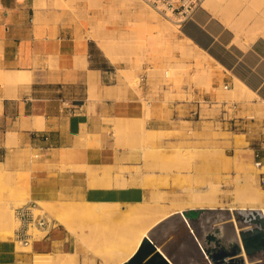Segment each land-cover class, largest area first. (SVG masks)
Wrapping results in <instances>:
<instances>
[{
    "label": "rangeland",
    "instance_id": "374dc122",
    "mask_svg": "<svg viewBox=\"0 0 264 264\" xmlns=\"http://www.w3.org/2000/svg\"><path fill=\"white\" fill-rule=\"evenodd\" d=\"M133 3L135 8L126 12L119 0H53V6L63 11L66 22L81 31V36L89 39L98 35L107 37L112 49L117 53L118 61L111 62L102 51L115 66L119 83L126 89H133L139 95L142 109V114L136 117L104 118V121L113 124L112 128L104 129L105 137L111 139V145L117 152V155L111 159L112 163L98 166L85 164L78 168L71 165H63V167L85 170L86 184L90 188L121 189L123 183L121 178L124 177L125 188L132 193L137 187L150 197L152 191L156 189L167 197L164 204L168 207L171 205L169 199L175 196L185 197V187L191 185L194 179L198 185L210 179L219 180L218 200L224 203L225 208L228 207V203L234 198L232 179L245 170L238 165L237 158L247 164L246 166L252 163L258 168L253 184L264 188L260 175L264 170H260L259 165L255 164L259 158L255 157L257 151L254 149L259 147L262 149L264 146V112L259 109L258 98H253V95L247 91L241 90L235 84L234 90L224 87L227 85L222 80L225 68L219 64L215 65V60L206 58L200 46L223 59H232L233 55L221 43L214 42L198 21L207 20L213 29L222 33L224 42L233 43L232 30L217 18L210 17L202 6L194 14L193 19L183 22L179 29L173 32L169 44L161 49L160 55L149 57L139 47L126 46L125 41L121 40V34H126L130 27L128 22L130 20L140 22L136 19L137 15L144 11L146 13L153 11L156 15L155 21L149 26L157 23L158 27L165 28L179 22L163 17L142 0H135ZM253 21V16H250L248 23L251 25ZM93 40L98 44L97 38ZM178 44L183 48L178 47ZM249 46L250 44L242 49H247ZM204 62L212 67L209 80L203 74L200 75ZM142 75L146 76V80L141 81ZM215 75L221 77L217 87L213 81ZM145 83L149 86L147 93L149 103L144 99ZM10 87V84L0 79V103L4 94L2 90L5 89L6 93ZM93 92L94 88L90 90V96L96 98ZM196 98L202 101L201 116H186L185 105L194 102ZM204 99H210L213 103L203 102ZM224 101L227 102L225 106L222 103ZM171 105L175 107L173 112L170 109ZM223 107L228 109L227 114H223ZM153 118L167 123L165 126L148 125V121ZM4 128L0 125V134ZM175 146H179L181 152H177ZM191 149L194 152H191ZM118 150H121V153ZM34 157L32 153L27 155L28 160ZM0 167L4 168L0 175V238L16 240L14 233L19 221L17 220L12 227L6 222L7 211L11 209L12 216L16 218L15 209L30 203L29 187L25 189L23 183L18 185L21 179L30 181V172L29 168L9 170L1 163ZM51 202L55 205L70 203L78 207L72 229L59 222L45 206L35 209V213H42L51 225H61L69 232L73 248L66 264H113L112 258H109L105 252L122 236L130 234L132 226L129 218H121L117 215L127 210L134 214L137 200H124V202L119 200L115 208L116 200L96 201L81 196L62 195ZM31 203L36 205V202ZM109 211H112L111 215H108ZM235 214L245 240L248 258L254 262L253 264H264V215L260 210H235ZM231 218L230 210L218 209H205L196 216L201 233L211 237L218 232L223 235L222 240L212 242L219 253L229 252L233 248L230 239L225 238L236 230L235 222L231 221ZM29 231L33 234L30 243L23 245L16 241V249L31 253L33 258L36 251H33V248L31 250L32 242L34 239H41L45 230L32 226ZM189 231L193 230L186 225L180 214L176 213L168 217L154 228L151 242L144 241L132 258L134 262L131 264L138 262L171 264L163 256V250L178 246L179 242L180 258L191 261L192 264H199L196 252L188 241H185V235ZM156 236L159 238V243L155 242ZM156 245L160 246L163 252L159 251ZM27 246H30V249H27ZM216 264L246 263L243 257L235 254L218 257Z\"/></svg>",
    "mask_w": 264,
    "mask_h": 264
},
{
    "label": "crops",
    "instance_id": "0c3cea01",
    "mask_svg": "<svg viewBox=\"0 0 264 264\" xmlns=\"http://www.w3.org/2000/svg\"><path fill=\"white\" fill-rule=\"evenodd\" d=\"M198 24L233 55L232 59H223L200 46L212 57L206 58L225 68L222 80L227 88H233L237 77L255 93L253 98L264 99V38L242 49L222 41V33L207 20ZM80 34L66 22L63 11L53 6V0H0V69L28 70L32 77L29 83L17 87L15 96H4L5 89L2 90L0 125L5 128L0 134V163L9 170L29 168L30 203L62 195L96 201L140 200L142 189L133 188L132 195L123 198L119 188L87 186L85 170L63 167L112 163L117 152L104 129L113 124L104 118L142 114L139 95L119 83L116 68L102 49L93 39ZM220 78L213 77L216 87ZM92 88L96 98L90 96ZM148 92L145 83L143 94ZM197 101L199 98L185 105L186 116H193L191 111L197 108ZM170 109L173 112L175 107L171 105ZM37 116L43 117L42 127L36 124ZM166 123L157 118L148 121L153 126ZM254 149L264 165V146ZM29 153L34 154V159L28 160ZM236 161L240 167L245 165L238 158ZM260 175L264 186V172ZM43 230L44 236L32 242L34 253H72L71 236L63 226L51 225ZM204 258L211 263L210 256ZM33 263L31 253L16 249V240L0 238V264Z\"/></svg>",
    "mask_w": 264,
    "mask_h": 264
},
{
    "label": "bare ground",
    "instance_id": "6f19581e",
    "mask_svg": "<svg viewBox=\"0 0 264 264\" xmlns=\"http://www.w3.org/2000/svg\"><path fill=\"white\" fill-rule=\"evenodd\" d=\"M119 1L126 12H130L135 8V5L133 3L135 0ZM202 6L208 11L210 17L217 18L224 26L232 30L234 36L231 41L237 44L239 47H246L259 37L264 38V0H204ZM127 15L130 14L127 13ZM137 16L138 18L136 19L140 21L138 23L133 20L129 21V18H127V20L129 21L128 25L130 27L127 29L126 34H121V40L125 41L126 46L133 45L139 47L143 51V53L149 57L160 55L161 49L165 48V46L169 44L173 32L178 30L181 24H172V26L169 25L165 28L158 27L157 23L156 25L154 23V26H149L151 22L155 21L154 19L156 15L153 11L150 13H146L145 11L140 12ZM250 16H253L254 18V21L251 25L248 23V19ZM125 23L127 24V22ZM93 33L94 32L92 31V35ZM95 38H97L99 47L105 52L109 60L113 63L118 61L117 53L112 49L107 37L105 35H98V37ZM188 39L192 41L190 37H188ZM193 43L196 44L195 42ZM177 46L183 48L181 44H178ZM201 50L203 51L205 57L212 58L205 50H203L202 48ZM202 70L203 71L200 75L203 74L209 80L212 75L211 66L207 63L206 65L203 64ZM31 78V71L28 70L0 69V79L7 82L11 86L8 92L4 94V96H15L17 87L20 84L29 83L31 81ZM234 82L236 87L238 86L241 88V90L247 91L251 95H255V93L237 77L234 78ZM224 87L226 88V85ZM231 90H234V87L231 88ZM259 102V109L264 112V99H260ZM34 119L37 126L42 127L41 124L44 123L43 117L37 116ZM8 133L12 134L10 131ZM194 148L193 150H196ZM143 149H145V147H143ZM198 149L201 150L200 148ZM175 150L177 152H181L179 146H175ZM193 150L191 149V152ZM82 165L85 164L72 166L78 168ZM246 165H241V167L245 170L238 176H235L234 179H232L234 183V198L231 202L228 203L229 205L226 208L224 206V203L218 200V194L220 193V181L217 179H210L199 185L194 182L195 179L192 180V184L185 187L184 198L175 196L169 199L171 203L170 207L164 204V201L167 199V197L164 194L158 192L156 189L152 191L150 197H147L142 193L141 199L137 200V208L135 209L134 214L128 212L127 210L124 212H120L117 215L121 218H129L132 221L131 233L122 236L117 241V243H115V245L110 249L106 250L105 253L109 258H112L113 264H124L125 262L130 261L135 256L136 252L145 240L151 242V233H154V228L168 217H171L176 213L180 214L186 225L190 226V229L193 230L192 226L189 224L188 218L184 215V211L188 209H214L219 206L220 209H228L231 211V221L235 222V233L241 247V253L239 255L245 259L246 264H253L254 262L248 258L247 250L241 234L240 225L236 218L235 210H260L264 215V188L253 184V181L255 179L254 177L258 168H255L252 163H250V165L248 163V166ZM259 169L264 170V165H261ZM3 171L4 168L0 167V175L3 173ZM12 177L15 178V176ZM121 179L123 183L121 184L122 188L120 189V192L123 197L128 198L130 197L132 191L125 188V178L123 177ZM19 181L20 182H14H18V185L23 183L25 189H28L30 183L29 180L21 179ZM116 202L117 204L114 205V208L118 206L119 200H116ZM39 206H45L46 208L51 210V212L55 215L56 219L59 220V222L65 224L70 229L73 228L74 215L76 213V210L78 209L76 205L70 203H61L55 205L53 204V202L48 200H37L36 205L33 206L34 212L35 209L40 208ZM97 208L99 209L100 206ZM37 213L40 212H36V214ZM111 214L112 211H109L108 215ZM7 215L8 220L6 219V222H9V224H11L13 227L18 220L16 214V218H14L10 209L9 211H7ZM36 228L40 229L38 227ZM26 248L30 249V246H27ZM157 249L163 252L160 246H157ZM163 254L162 255L165 256L171 264H174L173 261H171L164 252ZM68 255L69 253L67 252H58L56 255H52V253H35L33 264H66L68 262ZM204 257L209 258V255L206 254Z\"/></svg>",
    "mask_w": 264,
    "mask_h": 264
},
{
    "label": "built area",
    "instance_id": "2783aa9c",
    "mask_svg": "<svg viewBox=\"0 0 264 264\" xmlns=\"http://www.w3.org/2000/svg\"><path fill=\"white\" fill-rule=\"evenodd\" d=\"M144 3L152 7L160 15L168 19H174L179 24L193 19L196 11L202 7L204 0H142ZM141 81L146 80V76L142 75ZM228 85H226V88ZM144 99L147 103L150 102L147 94H144ZM202 101H197L198 105L196 109H193L192 115L201 116V104ZM203 102L213 103L210 99H204ZM218 101H215V103ZM227 105V102H222ZM223 114L228 113V109L222 108ZM258 152L255 153V157H258ZM257 165H261L260 160H256ZM262 180V178H261ZM33 203H25L15 209V214L19 220V226L15 229V239L23 245H28L33 234L30 233L29 229L32 226H36L40 229H44L46 226H51L50 222L42 213H35Z\"/></svg>",
    "mask_w": 264,
    "mask_h": 264
},
{
    "label": "water",
    "instance_id": "95a60500",
    "mask_svg": "<svg viewBox=\"0 0 264 264\" xmlns=\"http://www.w3.org/2000/svg\"><path fill=\"white\" fill-rule=\"evenodd\" d=\"M205 210V209H189L184 211V215L188 218L189 224L192 226L193 231H189L185 235V241H188L189 245L192 247V249L196 252V255L198 257V263L200 264H205L206 262H209L207 259L204 258L205 253H207L210 258H211V263L216 264L217 263V258L218 257H223L225 255H235V254H240L241 253V247L238 243L236 233L233 231L225 236V238L230 239L231 246L233 247L229 252L227 251H222V252H217L213 246L212 242H217L222 240V236L219 232L217 234H213L212 237L208 236L206 233H201L199 231V227L197 224V219L196 216L200 211ZM208 210V209H207ZM212 210H217V209H212ZM218 210H228V209H218ZM190 228V226H188ZM242 234V232H241ZM243 235V234H242ZM243 237V236H242ZM155 242L159 243V238L156 236L155 237ZM244 240V238H243ZM184 241V240H181ZM180 243V242H179ZM178 243V246L176 245L175 247H167L165 250H163L166 255L170 258L171 261H173L174 264H192L191 261H186L185 259H181L179 255L180 251V244ZM245 244V240H244ZM157 246V245H156ZM240 256V255H239ZM134 262V259H131L128 262H125L124 264H131ZM209 263V264H211ZM137 264H140L139 262Z\"/></svg>",
    "mask_w": 264,
    "mask_h": 264
}]
</instances>
